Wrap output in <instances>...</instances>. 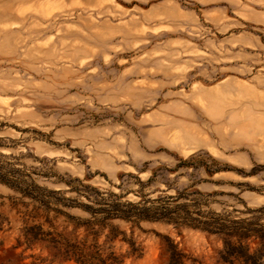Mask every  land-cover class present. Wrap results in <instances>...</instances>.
<instances>
[{"label":"rangeland","instance_id":"1","mask_svg":"<svg viewBox=\"0 0 264 264\" xmlns=\"http://www.w3.org/2000/svg\"><path fill=\"white\" fill-rule=\"evenodd\" d=\"M0 154L56 191L46 206L0 181V264H77L29 231L95 244L75 231L95 198L197 189L202 209L250 216L264 205V0H0ZM108 222L98 244L121 264H168L169 242L218 264L217 235Z\"/></svg>","mask_w":264,"mask_h":264},{"label":"trees","instance_id":"2","mask_svg":"<svg viewBox=\"0 0 264 264\" xmlns=\"http://www.w3.org/2000/svg\"><path fill=\"white\" fill-rule=\"evenodd\" d=\"M0 156H4L0 154ZM21 169L11 167L10 162L0 160V181L20 191L23 195L30 196L49 206L46 194L56 191L48 190L30 182ZM86 187H91L86 185ZM204 195L195 189L191 193H179L176 196L157 197L156 199H141L140 201H125V203L110 201L108 198H95L98 204L82 203L81 206L90 212L91 217L85 220L79 219L75 223V231L79 232L85 227L87 234H93L95 244H87V239L80 240L78 237L72 241L56 231H42L40 226L32 227L29 234L33 239H41L53 244L56 255L63 256L68 261L77 264H121L123 260L111 251L104 256L98 239L101 229L109 226L112 218H123L126 221L139 225L142 220L162 221L173 224L175 227H191L200 229L208 234L217 235L223 241V247L218 254V264H264V205L257 208H248L250 216L231 218V214L216 212L210 209H202V199L192 197ZM185 197L187 201L180 202ZM90 198V197H88ZM101 200V201H99ZM75 218V217H71ZM99 225V228H96ZM118 233L112 232L110 239H115ZM125 240L130 243L132 253H139L141 248L136 246L135 241ZM168 264H204L192 255L178 249L169 242Z\"/></svg>","mask_w":264,"mask_h":264}]
</instances>
